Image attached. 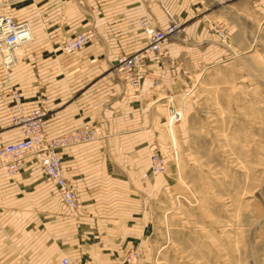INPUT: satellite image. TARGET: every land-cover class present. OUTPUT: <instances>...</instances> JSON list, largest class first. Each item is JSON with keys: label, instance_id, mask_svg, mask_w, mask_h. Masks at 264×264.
I'll return each mask as SVG.
<instances>
[{"label": "crops", "instance_id": "0c3cea01", "mask_svg": "<svg viewBox=\"0 0 264 264\" xmlns=\"http://www.w3.org/2000/svg\"><path fill=\"white\" fill-rule=\"evenodd\" d=\"M161 3L187 36L221 38L199 21L226 20L222 43L228 46L229 39L231 51L247 49L258 31V18L264 30V0ZM146 7L159 26L167 25L156 0H26L4 8L17 20L30 22L32 39L22 46L16 66L9 71L0 66V145L21 138L10 121V86L20 90L26 112L44 98L48 113L42 126L47 136L82 124L98 126L101 136L59 152L77 193L75 209L65 205L38 164L27 162L14 176L0 167V264H62L64 256L111 264L132 249L138 250L140 264H147L155 198L168 186L162 175L149 171L148 147L166 143L165 121L158 104H145V91L133 97L131 86L110 70L118 57L143 44L137 22ZM199 11L201 18L196 17ZM228 18L237 21L234 26ZM84 28L93 30L90 41L73 54H63L57 47L61 38ZM215 44L206 47L209 64L227 52ZM163 46L172 57L178 52L169 38ZM147 65L155 72L166 70L162 77H178L177 61L165 65L154 59Z\"/></svg>", "mask_w": 264, "mask_h": 264}, {"label": "rangeland", "instance_id": "374dc122", "mask_svg": "<svg viewBox=\"0 0 264 264\" xmlns=\"http://www.w3.org/2000/svg\"><path fill=\"white\" fill-rule=\"evenodd\" d=\"M147 11L146 7L142 14ZM196 17H202L200 11ZM260 21L242 51H231L229 39L225 46L221 35L187 36L179 24L169 38L178 47L177 54L172 57L163 46L145 60V67L154 59L165 65L174 60L179 70L171 80L161 76L166 70L144 68L139 91L148 97L145 104H158L161 109L158 115L165 121L167 139L163 146L154 142L148 147V158L155 150L165 161L164 169L154 173L148 160L149 171L162 175L168 186L155 198L147 264H264V30ZM199 22L218 33L227 25L226 20ZM141 39L137 50L145 46L144 36ZM214 43L227 52L225 58L209 64L206 47ZM19 53L20 62L22 48ZM117 65L116 60L110 70L121 80ZM171 106L180 109V120L168 127Z\"/></svg>", "mask_w": 264, "mask_h": 264}, {"label": "built area", "instance_id": "2783aa9c", "mask_svg": "<svg viewBox=\"0 0 264 264\" xmlns=\"http://www.w3.org/2000/svg\"><path fill=\"white\" fill-rule=\"evenodd\" d=\"M26 0H0V66L4 71H9L19 62L17 49L31 40L30 22L17 20L4 8L14 6ZM224 1V0H222ZM165 11L168 23L165 27L159 26L154 16L147 11L138 20V28L142 32L146 43L143 48L134 53L118 57V70L123 74V79L133 89V97L138 96L140 85L144 79L143 69L145 60L151 53H159L163 49L165 39L174 36L180 27L176 17L169 13L161 0H156ZM219 34L224 36V30L218 29ZM93 36L91 28L76 31L73 35L63 37L57 44L58 49L66 55L81 50ZM8 108L11 111L10 121L21 132L20 139L0 146V167L8 175L19 171L26 161L38 164L44 176L54 182L62 201L71 209L78 205L77 193L73 184L65 176L64 168L59 152L75 144L91 142L99 137L97 127L90 124H82L60 135L47 136L42 122L48 113L44 98L39 103L25 111L20 90L10 86ZM180 120V109L171 106L168 109L167 123L176 124ZM150 167L152 172H161L165 167V161L157 151L150 154ZM62 264H87L80 258L64 256ZM139 253L129 250L120 262L113 261L111 264H138Z\"/></svg>", "mask_w": 264, "mask_h": 264}, {"label": "bare ground", "instance_id": "6f19581e", "mask_svg": "<svg viewBox=\"0 0 264 264\" xmlns=\"http://www.w3.org/2000/svg\"><path fill=\"white\" fill-rule=\"evenodd\" d=\"M30 34H31V25H30ZM31 39H32V34H31ZM24 45V44H23ZM22 45V46H23ZM22 46L21 47H19L18 49H17V53L18 54H20L19 52H20V50H21V48H22ZM167 125H168V127H173L175 124H173L172 122L171 123H167ZM19 130V129H18ZM20 132V131H19ZM20 171V170H19ZM19 171H17L16 173H14L13 175H11V176H14L15 174H17ZM10 176V175H9Z\"/></svg>", "mask_w": 264, "mask_h": 264}]
</instances>
